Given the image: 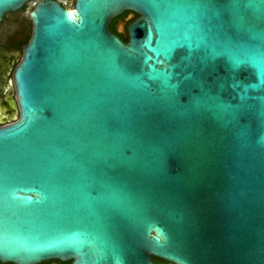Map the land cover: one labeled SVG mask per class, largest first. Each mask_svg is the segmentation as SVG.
Returning <instances> with one entry per match:
<instances>
[{"label": "water", "instance_id": "water-1", "mask_svg": "<svg viewBox=\"0 0 264 264\" xmlns=\"http://www.w3.org/2000/svg\"><path fill=\"white\" fill-rule=\"evenodd\" d=\"M28 2L0 262L264 264V0Z\"/></svg>", "mask_w": 264, "mask_h": 264}, {"label": "flooded vegetation", "instance_id": "flooded-vegetation-1", "mask_svg": "<svg viewBox=\"0 0 264 264\" xmlns=\"http://www.w3.org/2000/svg\"><path fill=\"white\" fill-rule=\"evenodd\" d=\"M31 4L32 2L25 3L19 10L6 13L0 20V123H8L10 115L17 113V107H14L13 73L20 64L24 49L31 38L32 23L28 17ZM127 15L128 13L113 19L115 24L120 22L126 27L128 21H124V18ZM0 264L14 263L0 262ZM37 264H71V262L49 260Z\"/></svg>", "mask_w": 264, "mask_h": 264}, {"label": "trees", "instance_id": "trees-1", "mask_svg": "<svg viewBox=\"0 0 264 264\" xmlns=\"http://www.w3.org/2000/svg\"><path fill=\"white\" fill-rule=\"evenodd\" d=\"M59 4L64 7V8H72L73 7V3L71 6H69L68 4V0H58ZM33 8V2L32 4L30 5L29 9H32ZM126 13L122 14L121 17H123ZM137 16L134 15V18H136ZM110 30L112 33L116 34L123 42H127L128 41V36H127V33L125 32L124 35L122 34H119L116 32L115 30V20H113L110 24ZM151 260L154 262V263H160V264H170L168 262H165L164 260H161V259H158V258H155L153 256H151Z\"/></svg>", "mask_w": 264, "mask_h": 264}, {"label": "rangeland", "instance_id": "rangeland-1", "mask_svg": "<svg viewBox=\"0 0 264 264\" xmlns=\"http://www.w3.org/2000/svg\"><path fill=\"white\" fill-rule=\"evenodd\" d=\"M73 2H74V0H68V4H69V6H71ZM29 10H30V9H29ZM29 10H28V11H29Z\"/></svg>", "mask_w": 264, "mask_h": 264}]
</instances>
